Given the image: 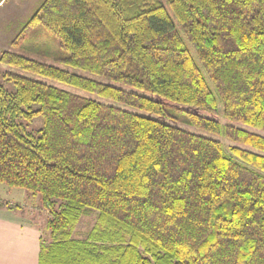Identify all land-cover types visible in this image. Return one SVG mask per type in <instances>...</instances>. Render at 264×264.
<instances>
[{"label": "trees", "instance_id": "trees-1", "mask_svg": "<svg viewBox=\"0 0 264 264\" xmlns=\"http://www.w3.org/2000/svg\"><path fill=\"white\" fill-rule=\"evenodd\" d=\"M167 3L43 0L12 46L43 25L82 72L0 54L73 87L0 71V182L48 211L39 264H264V0Z\"/></svg>", "mask_w": 264, "mask_h": 264}, {"label": "rangeland", "instance_id": "rangeland-1", "mask_svg": "<svg viewBox=\"0 0 264 264\" xmlns=\"http://www.w3.org/2000/svg\"><path fill=\"white\" fill-rule=\"evenodd\" d=\"M43 0H5L0 4V54L5 49H14L30 57L37 58L42 61L56 64L62 68L71 71L82 72L80 70L64 65L56 56L64 54L63 48L60 46L56 36L43 25L26 35V40L21 46L13 47L12 40L18 35L27 22L29 17L37 10ZM165 2L168 10L170 6ZM177 27L182 31L176 18ZM28 42L33 44H46L49 48L51 57L44 56L27 47ZM11 70L28 77L49 82L58 86H65L73 89L68 85L61 84L51 80L45 76H41L14 66L3 64L0 62V71ZM96 77L94 75H90ZM0 81L7 86L8 89H14L13 83L5 81L2 77ZM87 96H94L90 93ZM42 125V118L36 117L29 124L28 130H34ZM188 129L203 133L205 135L217 138L226 145L231 143L222 136L214 135L210 132L200 129L188 127ZM0 264H39L38 252L42 241L49 240L50 232L47 228V220L49 218L48 211L43 206L40 195H34L24 188H11L7 184L0 182ZM96 220V213L85 215L79 222L75 231V236L84 238L91 229Z\"/></svg>", "mask_w": 264, "mask_h": 264}, {"label": "crops", "instance_id": "crops-1", "mask_svg": "<svg viewBox=\"0 0 264 264\" xmlns=\"http://www.w3.org/2000/svg\"><path fill=\"white\" fill-rule=\"evenodd\" d=\"M38 254H39V252H38Z\"/></svg>", "mask_w": 264, "mask_h": 264}]
</instances>
